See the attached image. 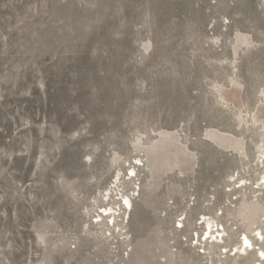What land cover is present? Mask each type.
<instances>
[{
	"label": "rangeland",
	"instance_id": "1",
	"mask_svg": "<svg viewBox=\"0 0 264 264\" xmlns=\"http://www.w3.org/2000/svg\"><path fill=\"white\" fill-rule=\"evenodd\" d=\"M263 178L264 0H0V264H252Z\"/></svg>",
	"mask_w": 264,
	"mask_h": 264
},
{
	"label": "bare ground",
	"instance_id": "2",
	"mask_svg": "<svg viewBox=\"0 0 264 264\" xmlns=\"http://www.w3.org/2000/svg\"><path fill=\"white\" fill-rule=\"evenodd\" d=\"M131 172L134 173V169H132ZM263 184H264V182H263ZM124 202H126V205L129 208L131 207V202L129 201L128 198H124ZM104 211L106 212V209ZM106 215H109V217L111 219H113L114 218L113 216L115 215V213H112L109 210V212ZM203 225L206 227V229L204 228L205 229L204 232L205 233L207 232V239H211L215 243H217L219 241L221 243H223V238H222L223 233L221 234V232L218 229L217 230L212 229L214 226H213V223L211 222V220L204 221ZM255 236L257 237L256 240L258 242H259V240L263 241L262 235L260 233H257ZM238 243H239V246L237 248H235L234 256H236L239 253L242 255H247L249 252L254 250L252 252V254H253V257H255V260L252 264H263L264 263V252L262 250H260L259 248L255 247V244L252 243V240L250 237L244 235L243 239H240L238 241Z\"/></svg>",
	"mask_w": 264,
	"mask_h": 264
}]
</instances>
